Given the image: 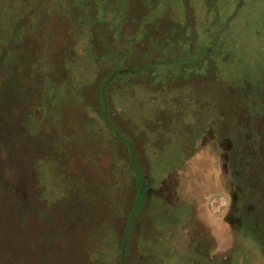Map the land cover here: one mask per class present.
Masks as SVG:
<instances>
[{"label":"rangeland","instance_id":"obj_1","mask_svg":"<svg viewBox=\"0 0 264 264\" xmlns=\"http://www.w3.org/2000/svg\"><path fill=\"white\" fill-rule=\"evenodd\" d=\"M0 264H264V0H0Z\"/></svg>","mask_w":264,"mask_h":264},{"label":"clouds","instance_id":"obj_2","mask_svg":"<svg viewBox=\"0 0 264 264\" xmlns=\"http://www.w3.org/2000/svg\"><path fill=\"white\" fill-rule=\"evenodd\" d=\"M224 203H225V204L227 203V197H225Z\"/></svg>","mask_w":264,"mask_h":264}]
</instances>
